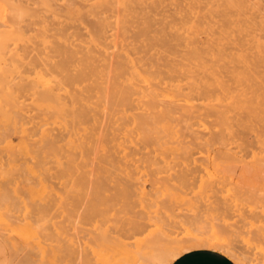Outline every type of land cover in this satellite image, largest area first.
I'll return each instance as SVG.
<instances>
[{"label": "rangeland", "instance_id": "1", "mask_svg": "<svg viewBox=\"0 0 264 264\" xmlns=\"http://www.w3.org/2000/svg\"><path fill=\"white\" fill-rule=\"evenodd\" d=\"M40 1H42L45 5L43 6L42 5L43 3ZM40 1L39 0H2V1L0 0V3L4 7V11H5V12L3 11V14L5 15L4 20L7 22L6 23L7 26H5V25H4L5 27L0 26V35L7 37L6 43L8 42L7 46L5 47V50L3 49L0 53V55H1V57H0V89L2 90V91L0 90V264H78L81 261V259L83 262L81 261L79 264H82V263L93 264V262H94V264L95 263L101 264L100 261L99 262H96V261L98 259V256L102 257V260H103L106 257V251L105 250L103 251V249H105V248H102L103 246L101 247V246H99L100 244L98 245V242L100 243V241H101V239H98L99 237H98L97 232L99 231V229L97 230L93 224H92L93 226L89 225L90 224V222H88L89 220L86 221V224H87V222L89 223L87 225H85V223H84V226H83V223L80 224V225H82V226H80V237H82V238L74 239V240L73 239H70V240L67 239L68 238L67 236H69V238H70L71 237L70 235L73 234V232H72L73 230L71 231L72 233L70 231L69 232L67 231V230L71 229L70 226L68 225V220H70V219L73 220V219L77 218L76 213L78 211V207H79V205L83 204V203L80 204V191L78 190V187L76 186V181L78 178V170L74 169L73 171H71V174H69L65 170V164H63V163H66L65 162V160H66L65 155H66V152H68L67 146L69 147V144H67L68 141H66L67 140L66 136L68 135L67 133L69 132V125H68L69 124V116H67L68 119H67V117L64 116V114H63V117L57 116L56 118H54L55 120L50 118L48 120H51V121H48L47 125H44L43 122H45V121H42L43 119L42 120L40 119L39 112L36 108L33 107L32 103L30 102V97L28 96L29 94H27V92H26L27 95L25 94L26 96L21 97L22 99H25L23 101H17L18 98H15V96H14V95H16L14 93V91L18 92L16 89H17V86L19 85V82L23 81V83H29V84L35 82L33 77L34 78L36 77V75L34 74V73L37 74L36 71L39 70L42 73L46 72L47 73L46 77L47 76L52 77V75H55L57 73L54 70L55 67L52 64H50L49 62L52 63L53 57L55 58L54 59L55 61L53 60V62H56V63L59 61L63 62L64 57H63V55L60 56V55L56 54L57 48L47 47V46H44V45L38 43V40H36L39 38L38 33L42 30H45L46 34H51V32H54V29H58V27L62 26L61 21L63 20V14L66 11V8H64L66 6L65 4L68 5V3L70 2V4H72L75 8L80 9L79 8L80 5L78 3L79 0H65V1L64 0H55L57 3L53 0H51V1H53L52 3L50 0L49 1L48 0H45V1L40 0ZM46 1H48V2H46ZM211 1H212L213 8L210 11V15L212 13L215 15L219 13L218 15H216V17H215V15L213 16V14L211 15L212 16L211 17V24H212V19H213V22H215V20L216 21L219 20L220 24H223L226 27L232 26L233 24H229V23L235 21V19H236V15H235L234 11L227 8L226 6H224V4H222L224 0H219V1L211 0ZM228 1L234 2V0H228ZM22 3H23V5H22ZM250 3L252 4V9H251ZM48 4H50V5H48ZM75 4H76V6H75ZM254 4H255L256 8H253V7H255V6H253ZM256 4H258V6ZM59 5H60V7H59ZM216 5H218V6H216ZM12 6L13 7L17 6V8L19 9V13L21 11V13L19 14V19H18V17L16 19V25H12L13 18H11L12 17L11 16L12 10L10 9V8L13 9ZM21 7H22V9H20ZM47 7H49V8H47ZM248 8L250 11L247 9V13L245 15L246 19L249 18V21L246 23L247 27L248 28L252 27L253 29L256 27L254 29L256 31L255 35L259 37L260 42H259L258 38H255V35L253 34L252 31H254V30H250L251 28L248 29L247 27H245L243 35H245L247 39H244L245 38V36H244L243 41L245 40L246 43H242L241 45H239L238 46L239 49L237 47L234 48L235 52L232 51L233 48H227L229 50H227L225 48L224 49V52H225L224 55L227 56V58H226L227 61H225L226 56H224V55L222 56V58H218L217 60L216 59L209 60L208 59L209 57H207V56L205 57L206 59H208L207 61L209 63H211V66H214V67L219 66L224 71L227 70L226 71L227 73L224 72V75H223L224 79L226 78L225 76H227V79L224 80L225 81L224 83L226 84L227 87H229L228 92H226L228 94L227 98H226L225 93H224L225 95L224 94L220 95V93H218V92H211L210 95H202V94L199 96L194 95V96H192L193 100L191 101L193 103L192 104L193 106L187 105L188 107L184 106L185 107L184 108L183 105H177L174 108V112H169V114H170L169 116L167 115L168 112H166L168 119L166 118V115L162 114V112H151L152 114L150 112H145L147 114H144V112H141V113L133 112L132 113V111L131 112L129 111V112H124V115L122 113L123 117H121L120 115H118V116L114 115V113L118 114V112H107L108 115L106 117H112V119H113V117H116L117 120L120 119V120H118L119 122H122L123 124L125 123L124 125L122 123H120L122 125V127H121V125L118 124L117 120L114 118L115 120H113V122L115 121L116 124L112 125V127L113 126L115 127V128H113V132H112L111 126L107 127L110 120L107 121L108 123H106V122L102 123L101 122L100 123L101 125L97 121L94 124H92L93 121H92V123L90 121H88V122L87 121H80L81 123L82 122L84 123V124L82 123L83 125L80 123L81 126L89 127L91 130H93V127L96 124L100 126V128L98 126H95L96 128H94V131H92L93 134L95 133L94 135L91 134V132H90L91 130L89 128H87V129H89L90 131L89 130H82V127L80 126V129H81L80 130V146H81L80 149H82V150L85 149V152H86V150L88 151L87 153H85L82 150H81L82 152L80 151L81 153H83L82 154L83 156H81V153H80V159L83 157V160L88 161L87 158H84L85 157L84 155H87L88 153L91 154L95 147H96V150L99 151V149H100L99 146H101L100 144L94 145L92 143L94 145V146H92L91 143H90V145L88 143V141L89 142L94 141L93 138L94 139L96 138L95 135H98V136L100 135L98 132H101V133L105 132L106 133L107 130L111 129L110 130L111 132L106 133L107 135H111L112 133L119 134L120 131L121 132L123 131L122 133L126 132V133L133 134L135 136H138L139 132H141L140 134H142V133L148 132V130H143V127H141L142 125L140 122H138V124H136V127H137L140 123V125H141L140 126L141 129L139 128L140 130H137L135 127H133V128H135V130H137V131H135V130L132 131V129L129 130V128H132V127L128 128V126H135V124L133 125L131 122L133 120V117L134 118L137 117V119L139 121H142L145 118L148 121H150V119H149L150 115H151L152 119L154 117V119L151 120V122H153L156 126H159V127H157L159 129H160V125H161L159 123L160 121H163V123L167 122V124H169L170 120H171L172 123L169 125V128L171 126L170 129H172L173 131L177 127V125L174 124V121H178V120L180 121V119H178V118H177L178 120L175 119L176 116L181 118V121H180L181 123H179V121L177 122L178 127L176 129V131L178 132L179 135L177 134V132H175V136H174V137H176V134H177L178 135L177 138L179 139L178 141L175 139L176 143L178 144V146H176V145L175 146L180 147L181 144L185 145L188 143L187 141H189L190 145H188V146L186 145L187 147H190V149L189 148L188 149L191 152H189V150H188V153H187L189 155H187L186 157L180 156V155L184 154L185 153L184 152V153H180V155L178 154V157H177V154H175V153H177V151L181 147L178 149L175 148L174 149L175 151H173L172 147L168 148V146H169L168 144H171V146H172L171 142L174 141V139L172 140V135L170 138L171 140L168 139V137H170V136H168V137L165 136L166 134H168V133H165L167 131L166 129L168 127L165 128L166 126L164 127V124H163V125H161L160 130H164L163 131L164 137H166V141L169 142V143H167V146L164 145L165 143H163L161 146V147H163V145H164V147L166 146L165 148L163 147L164 151H166L165 154H162V153H161L162 155L159 154V151H160L159 149L163 150V148H159L158 145H153L151 151L148 150L150 147L148 149H146V152L147 151L152 152V150H154L153 147L156 146V150H157L156 152L159 154L158 156H157V154H155L156 157H154L155 156L154 153H156V152L153 151V154L146 153L145 149L138 146L140 148V149L138 148L140 151L139 154H141L143 156V158L141 155L136 156V154H133L135 157H132L133 155L131 157H128V158H132V160L129 162L133 161L131 164H129V162H126V160L124 162L123 158H121L122 159L121 160L119 157H118L119 159H117L116 156H112L113 154H111V153L116 154V151H119V150H117L118 148L116 146H115V148H116L115 149L113 147L114 145L110 146L109 145L110 143H107V144L104 143L105 145L103 144L102 146L105 147L108 145L109 147H111L112 152L109 151L108 154H110V155H108L106 151H108L109 148H107V147L104 148L105 150L103 149V150L99 151L100 153L102 151L103 152L105 151L104 153H105V155L106 154L107 155L103 156L101 158L99 167L93 166L97 170L95 173L94 172L91 173V177L93 178V175L95 176L96 173H98L95 177L98 179V181L95 178H94V180H91L92 178L89 177L90 176L89 175V173H90L89 169H92L91 168L92 166H90L89 164H87V165L83 164L82 166L80 165V168L82 167V169H83V166H84V169H85V167H87L85 170L87 171V169H88L89 173H87L86 171L85 172H86V176L89 177V180L87 179V177L85 175L82 178V174H84V169H83V171H82V169H80V172H81L80 173V177H81L80 183L82 182L83 188H85V190L84 189L83 190L85 191L84 193L86 195V193H87L86 191L88 190L86 187L88 186V188H89V185H91L92 181H94V184L98 189L97 194H96V198H95V200H96L95 202L98 203V209L100 208L99 204H101V206H102L104 203V206L101 207L102 211H101V208L99 210L100 212L103 213V210L105 209L104 213L108 214L112 210L107 215V217H109L110 220L112 219L110 222H112L113 224L122 225V222H123L122 226H126L128 222H125V220H129L132 222V223L129 222L128 223L129 225L135 224L138 222H144V221H146L148 223V221H149V223H148L149 226H148V228L146 227L147 231L150 230L148 232L149 236L152 235V233H150V232H151V229L154 227L152 229L154 231V233H156L155 237L152 235L154 238H156L157 236L162 237L161 233L165 232V230H166V234H167V232H168L167 229H168V230H170L169 236L175 237L176 239H179V240H185V239H183L185 237H188L186 239L193 240L192 238H194V239L195 238H202V237H205L207 235H210V234L216 232L220 236L229 238L230 241L234 245H236V248L239 250V252H241L242 254H247V257L249 259L251 258V261L253 263L256 262V264H258V263L263 264L264 263V255H262V254L260 255V253H258V254H256L257 255L256 258L252 259V257L254 256V254H253L254 250H253V248H251L252 246H250V248L248 249L249 251H247L245 248L247 246H249L250 244H253L254 238L257 237L261 232H264V156H263L264 155V149L262 150V153H261V148L258 145L257 140L255 139L256 134H260L261 132H262L261 133L262 135L264 134V114H263L264 113V87H263L264 83H261V81L264 82V77H263L264 76V71H263L264 70V65H263L264 64V59H263L264 58L263 57L264 56V51H263L264 45H262V44H264V32H263L264 31V28H263L264 24L260 23V22H258V20H256V19H259V17H262L264 14V12H263L264 11V0H254V1L250 0ZM255 9H256V11H255ZM262 9H263V11H262ZM47 10L49 11V13ZM22 11H23V14H22ZM24 11H26V12L24 13ZM45 11L47 12L46 14H45ZM248 11L250 14L248 13ZM27 12H29V13H27ZM252 12H253V14H252ZM254 12H256V13H254ZM258 12H259L260 16L258 15ZM230 13H232V14H230ZM254 14H255V16H254L255 21L253 19H251V18H254L253 17ZM250 15L252 17H249ZM39 17H40V19H39ZM59 17L61 20L59 19ZM249 22L251 24L252 23L253 24L259 23V24H257L254 27L253 24L250 26ZM217 23H218V21H217ZM217 23L215 22L214 24H212V26H215V28H219ZM43 26L45 29H43ZM217 30H219V29H217ZM250 31H251V34L254 35L253 37L250 35ZM201 34L202 33H199V35H201ZM216 34H210L209 36L207 34L205 36H203V34H202L201 35L202 37L201 36H199V37L203 38L202 39L203 42L205 41V42L210 43L212 40H214V36L218 35V34L217 35ZM211 35H213V36H211ZM218 36H217V38H219ZM196 37H198V35H196ZM199 37L196 38L197 41L199 40ZM251 37L253 39L252 41L249 40ZM14 38H16V42L13 41ZM217 38H215V40ZM47 39L49 40V38H47ZM205 39H207V40H205ZM255 39H257L259 43ZM200 40L198 42L197 41H195V42L201 43ZM27 41H29V42H27ZM32 42H34V43H32ZM248 42H250V43H248ZM36 43H37V46H36ZM211 43H210V45H211L210 47H212V45H213V47H214V45H216L215 42H213V44H211ZM247 43L251 44V45H249L250 46L249 49H246V48H248ZM257 43L260 44V46H262V47L257 45ZM199 44H198V46H199ZM242 45H244V46H242ZM224 46L227 47V45H224ZM241 46L243 48L246 46V48H245L246 50L242 49ZM254 46L256 47V49L254 48ZM48 48H50V49H48ZM214 48H211V49H214ZM58 49L63 50L62 48H58ZM239 50H243V51H239ZM248 50H250V51L252 50L251 52L249 51V53H252V52L253 53L249 54L247 52V54H246V51H248ZM260 50H262L263 52ZM227 51L228 52L231 51V53H233V52L236 53L235 55L237 57L235 55H232L231 53L227 54L228 53ZM17 53H18V55H17ZM42 53L44 54L45 58L43 57ZM258 53H260L262 55H260ZM41 55H42V57H41ZM246 55H251V56H246ZM208 56H210V55H208ZM229 56L232 59H230ZM252 56H254V58L256 56L255 59L257 61H254L255 59H253ZM259 56H261L262 59ZM50 57H51V59H50ZM238 57H240V58L235 60V62L237 61L236 63H238V64H236L233 59H236ZM244 57H246V58H244ZM250 57H251L252 61H251ZM19 58H21V59H19ZM241 58H243V59H241ZM247 58L249 59V61H248L249 63L247 62ZM240 59H241V61H238ZM244 59H245V61H244ZM44 60H45V62H44ZM219 60H220V62H219ZM221 60H222V62H221ZM228 60H229V62H228ZM41 61L44 63H42ZM212 62H214V63H212ZM230 62L231 63L233 62V64H231V66L229 65ZM241 62H243V63L246 62V64H242ZM247 63L251 66H249ZM240 64H242L244 66L247 65V66L244 67ZM231 67H234L233 70H231L232 69ZM247 67H250L251 70ZM36 68H39V69L36 70ZM244 68H246V69H244ZM254 68H256V69H254ZM236 69H239V70L236 71ZM228 70H229V72H228ZM231 71H233V73ZM239 71L240 72L242 71V72L240 73ZM234 73L238 74L236 76L237 79L240 77L239 79H241L243 83L241 82V80L237 81L238 84H237V82H235L237 79H236V77H233ZM254 73H255V75H254ZM5 74H7V75H5ZM26 75H28L29 78L31 77L30 78L31 80L28 79V76L26 78ZM230 75H232V76H230ZM256 75H257V77H256ZM261 75H263V76H261ZM15 76H16V78H14ZM245 76L246 77L248 76V77L246 78ZM23 77H25V79ZM233 78H235V79H233ZM255 78L256 79L258 78V79L256 80ZM231 79H233L234 82ZM247 79L251 82V84L249 83V81ZM251 79H253V80L251 81ZM229 80L232 82H230ZM254 80L259 85L256 84V86H255ZM229 82H230L231 87L228 86ZM240 82L244 85V87ZM247 82H248V84H247ZM6 84H8V85L6 86ZM239 85H240V88H242V89L237 88V87H239ZM248 85H249L250 90L254 88L253 89V91H254L256 89V93L258 92L259 95H258V93L256 94V93L252 92V90L250 93H248L250 91V90H248V87H247ZM2 86H3V88H2ZM11 86H13V87H11ZM252 86H253V88H252ZM68 87L69 86H66V88H68ZM38 88H41V87H38ZM234 88H236V89H234ZM245 88H247V89H245ZM61 89H63V88H61ZM61 89H58V91H60L59 92V95H60L59 97H61L60 100H63L65 98L63 101L68 102L69 97H68L67 90H66V94H65V93H63V92H65V90L63 89L64 91L63 90L61 91ZM232 89H233V91H232L233 95H231ZM239 89L242 91V95L240 94L241 92L239 91ZM8 90H9V92L10 91L11 92L9 93ZM246 90H248V91H246ZM260 90H261V92H260ZM13 93H14V95H12ZM215 93H217V96H221L222 98L216 97ZM236 93H238V96H239L238 98H237ZM243 93L244 94L246 93V95L244 96ZM251 93H252V95L255 94V96H252ZM3 94H5V95H3ZM222 95H224L225 97H223ZM207 96L210 97V100ZM212 96L213 97L215 96L214 99ZM235 96L238 99V102H237V100H236V102H234L235 101L234 99H236ZM16 97H17V95H16ZM249 97L252 98L250 102L248 101V100H250ZM253 97L255 100L253 99ZM11 98H14L15 103H13L14 101ZM21 98H19V100ZM202 98H204V99H202ZM211 98H212V101H211ZM216 98H218V99L220 98V100H222V99L223 100L220 102V100L217 101ZM224 98H226V100ZM229 98H230V100H228ZM232 98H233V100H232ZM242 98H245L247 100H244ZM194 99H196V100H194ZM240 99H242V101L244 100L243 104H242V101ZM197 101L198 102L200 101L201 103L200 102L198 103ZM230 101H232L234 103H232ZM246 101L249 102L250 105L247 104ZM21 102H22V104H21ZM202 103L205 107L202 106ZM227 103L228 104L230 103V104L228 105ZM235 103H238L237 105L239 107L240 106L242 108L244 107L243 109H239L242 112L239 110H236V107H235L236 104ZM257 103H259V104H257ZM26 105H28V106H26ZM215 105H216V107H215ZM261 105H263V106H261ZM4 106H6V107H4ZM74 106H75V104H74ZM213 106L216 108V110ZM28 107H30V110L28 109ZM189 107H191V108L193 107V109H191ZM234 107H235V109H234ZM1 108H3V109L5 108L4 110H6V111H4L3 109H2L3 110L2 111ZM7 108H9V109H7ZM16 108H17V111H19L21 109L20 113L17 112L16 110L14 111V109H16ZM26 108L29 111L28 110L25 111ZM181 108H182V111H181ZM188 108L190 109L189 110L190 112L187 110ZM220 108L224 109L225 111L220 109ZM23 109H25V110L22 111ZM237 109H238V107H237ZM229 110L231 111V113ZM257 110H258V112H257ZM23 112H25V114ZM187 112L190 113L189 116H187ZM255 112H257V113H255ZM259 112H260V114H258ZM27 113H29V114L27 115ZM125 113H129L130 115H134V116L131 117L130 115H125ZM159 113H161V115L165 116V117L161 118L159 116ZM80 114H82V113H80ZM110 114H111V116H110ZM119 114H121V113H119ZM235 114H236V117H235ZM13 115H15V116H13ZM31 115H32V117H31ZM103 115L105 116V113H103ZM139 115H140V117H139ZM145 115H148L149 117L147 118V116H145ZM157 115H158V117H157ZM182 115H183V117H182ZM7 116H9V117H7ZM128 116H130L131 118H129ZM141 116H144V118ZM173 116H175V118ZM196 116H197V118H196ZM193 117H194V119H193ZM244 117H245V119H244ZM31 118L34 120L36 118V120H35L36 122L34 120H33V122H31V120H30ZM126 118H127V120H125ZM158 118H159V120H158ZM63 119H65L66 121ZM128 119L131 120L130 125L128 123L129 122ZM163 119L166 121H164ZM256 119H257V121H255ZM15 120L17 121L18 124L16 123ZM59 120L63 121L62 124L60 123V125H62V126L58 125L59 124L58 122H60ZM154 120H156V122ZM186 120H187V122L190 121L189 127L185 126L188 123H186L184 125ZM28 121H30L32 124ZM64 121L66 122L65 124H67L68 126H64L65 125ZM100 121H102V120H100ZM104 121H106L105 118H104ZM134 121H136V120H134ZM148 121L147 122L144 121V123H148ZM49 122H51V123L49 124ZM52 122H53V124H52ZM113 122H110L109 125ZM151 122H150V124L149 123L146 124V125H148L146 127H148L149 131H153V132H148L152 135L156 131L153 128L155 126L153 124H152L153 125L152 130H150ZM33 123H35L36 125H34ZM37 124L39 125V127ZM45 124H46V122H45ZM48 124L50 125V127ZM179 124H181V125L183 124L182 125L183 127L180 125L181 129L179 128ZM20 125H24L27 128L22 127L23 128L22 129ZM52 125H53V127H52ZM54 125H55V127H54ZM175 125H176V127H175ZM237 125H238V127H237ZM248 125H250V126L248 127ZM17 126H18V128H17ZM119 126L121 127V129L117 128ZM123 126H125V128ZM172 126H174V128ZM193 126H195L194 129H193ZM56 127H58V129ZM59 127H61V129H59ZM65 127L66 128L68 127V129L66 130ZM85 127H83V128H85ZM102 127H103V129H102V131H100ZM20 128L22 130H20ZM41 128H43V129H41ZM45 128H47L48 131ZM116 128H117V130L119 129L118 133H116L117 132ZM122 128H124V129H122ZM169 128H168V130H169ZM178 128L180 129V131ZM26 129L28 130V132ZM95 129H98V130H95ZM105 129H106V131H105ZM40 130L42 133L40 132ZM64 130H66V131H64ZM229 130L232 131L233 136L229 140H227ZM29 131H31V132H29ZM96 131H98V132H96ZM142 131H144V132H142ZM173 131H171V132H173ZM183 131H185V132H183ZM237 131H238V133H237ZM14 132H15V134H14ZM43 132H44V134H45V132H47L45 134L46 137L43 134ZM50 132H51V136L49 135ZM86 132L87 133L90 132L89 134H91L92 140L90 138V135L86 134ZM18 133H19V135L25 134L24 136L20 135L21 137L24 138V139L22 138L24 140V142L22 144L20 141L21 139H18V138H21L18 135ZM26 133H28L30 135V138H29V135ZM30 133H32V134H30ZM134 133H136V134H134ZM156 133H158V130ZM38 135L40 136L39 140L42 139L43 137H45L44 140L43 141L41 140V142H40L37 139ZM156 135H162V133L159 131V134H156ZM72 136L76 137L77 134L73 133ZM88 136H89V138H88ZM182 136H184V137H182ZM31 137H33L34 139ZM51 137H53V139ZM57 138H60V139H57ZM65 138H66V140H65ZM76 138L78 140V136ZM76 138H72V139H74V142H75ZM81 138H83L84 139L83 141H85L86 143H84V142L82 143ZM203 138L204 139L206 138V139L203 140ZM51 139H52V141H51ZM77 140L75 143L78 142ZM200 140H202V141H200ZM232 140H233V142H231ZM166 141H164V142H166ZM228 141H230V142H228ZM58 142L61 145H59ZM62 142H64V143L62 144ZM234 142H236L237 144ZM19 143L24 148H22V146ZM57 143L60 147H58ZM221 143L223 145H226V146L221 145ZM232 143H234L235 146ZM26 144H27V148H26ZM66 144H67V146L65 147L64 145H66ZM81 144H83L84 146ZM85 144L90 149L85 148L86 147ZM191 144H192V146H191ZM206 144H207V146H206ZM216 144L218 146H215ZM96 145H98V146H96ZM228 145H229V147H228ZM250 145H251V147H250ZM16 146L19 148H22V150L18 149ZM82 146H83V148H82ZM90 146L92 147V150H91ZM12 147H13V149L11 150ZM205 147H207V148H205ZM238 147H240V148H238ZM73 148L74 147H72L71 149L73 150ZM182 148L184 149L186 147L182 146ZM228 148H229V150L234 149L232 151H234L236 153H234L233 155L230 156L229 154L226 153ZM192 149L193 150L195 149V151H193ZM206 149H209L210 151L206 150ZM236 149H239V150H236ZM258 149L260 150V152ZM23 150H24V152H22ZM30 150H32V151H30ZM96 150H94V151H96ZM169 150L170 151L172 150V151L170 152ZM89 151H91V152H89ZM139 151L137 150V152H139ZM167 151H169V152L167 153ZM185 151H187V149ZM240 151L241 152L244 151L242 153V155H240V153H241ZM172 153L174 154L173 155L174 157L172 156ZM56 154H58V155H56ZM117 154L119 155V152H117ZM253 154L255 155L254 158H253V156H254ZM55 155L58 156L60 160H58L57 159L58 157L56 158ZM144 155H145V157H144ZM185 155L186 154H184L183 156H185ZM258 155L263 156V157H259ZM249 156H251V157H249ZM104 157L105 158L107 157L108 159L107 158L105 159ZM136 157L139 159H137ZM109 158H112V159H109ZM128 158H125V159H127V161H128L129 160ZM182 158H183V160H182ZM55 159L57 161H55ZM107 160H109V161H107ZM82 161L80 162V164L83 163ZM132 164H133V166H132ZM109 165H111V166H109ZM61 167H63V168H61ZM110 167H111V169H110ZM104 176H106V177H104ZM64 177H66V178H64ZM73 179H74V181H73ZM100 182L103 185V187L100 184ZM59 183H61V184H59ZM70 183H71V185H70ZM72 185H74L75 187L74 186L72 187ZM68 187H70L71 190ZM54 190H55V192H54ZM60 195H62L64 198L61 197ZM85 195H84V198L83 197L81 198V202H82V199H84L85 204L90 206L91 203L94 202L93 201L94 197L91 194L90 195L88 194L89 196L86 195V197H85ZM99 196H102V199H101V197L99 198ZM88 197L90 199H88ZM104 197H105V199H104ZM91 198L93 200H91ZM98 200H99V202H98ZM106 202L107 203L109 202V203L107 204ZM89 203H90V205H89ZM85 204H83L82 207L83 206L85 207ZM109 205H110V208L112 207L111 210L109 208H105V207H108ZM88 206H86V207H88ZM149 217L151 218V221H150ZM134 220H136V222ZM118 222H120V224ZM67 225H68V227H67ZM94 230H96V231L93 234ZM66 231H67V233H71V234L66 235ZM81 231H83V232H81ZM147 231H145V232H147ZM89 233L92 235L91 239H90ZM83 234H85V235H83ZM95 235H96V237H95ZM144 235H145V233H144ZM83 237L86 239H84ZM88 237H89V239H87ZM82 239L84 242L82 241ZM249 239H250V244L247 245L246 241ZM75 240L78 241L77 243L79 245H76L77 243ZM79 240H80V242H79ZM98 240H100V241H98ZM68 241L70 244L68 243ZM186 241H188V240H186ZM82 242H83V245H82ZM87 242H88V244H90V247L88 246ZM90 242H92V243H90ZM72 243H73V245L75 244V246H80L79 249L81 252L77 251L78 254H75L77 252L74 251V247L71 245ZM67 244H69V246ZM83 246H84V248H83ZM86 246L90 250L93 248L92 249L93 251L92 250L91 251L94 253V255L92 252H90V250H88V248ZM69 247H71L70 250L68 249ZM72 248H73V250H72ZM77 248L78 247H76V249ZM99 248H100V251H99ZM84 249L86 251V252L85 251L84 252L86 254L88 253L87 255H89L88 257H90V258L85 257L83 259L84 255L82 254V252ZM69 251H71V252H69ZM91 253H92V255H91ZM104 253H105V257H104V255H102ZM77 255H79V256L81 255L80 256L81 259L78 258L79 256L77 257ZM79 259H80V261H79ZM104 260H106V259H104ZM251 261L249 260V264L250 263L253 264ZM102 262H104V264H105L106 261H102Z\"/></svg>", "mask_w": 264, "mask_h": 264}, {"label": "bare ground", "instance_id": "2", "mask_svg": "<svg viewBox=\"0 0 264 264\" xmlns=\"http://www.w3.org/2000/svg\"><path fill=\"white\" fill-rule=\"evenodd\" d=\"M43 1H45V0H43ZM48 1H46V2H48ZM53 1H55V0H53ZM53 1H51V3ZM215 1H219V0H215ZM249 1L250 0H234V2H231V1H228V0H224L222 4H224V6H226L227 8H229V9H231V10L234 11V13L236 15V19H235V21L229 23V24H233L230 27L229 26L226 27L225 25L220 24V21L219 20H217L218 21V23H217V21L215 20V22L219 26V28H215V26H212V24L215 23V22H213V19H212V24H211V17H212L211 15L213 14L211 12L212 14L210 15V11L213 8L212 1L211 0H79L78 3L80 5V7H79L80 9L75 8L72 4H70V2L68 3V5L65 4L66 6L64 8H66V11L64 10L65 13L63 14V20L61 21L62 26L58 27V29H54V32H51L50 31L51 34H46L45 30H42V31H40L38 33L39 34V38L37 37L38 39H36V40H38V43H40V44H42L44 46H47V47L57 48V53L56 54L57 55H60V56L63 55L64 60H63V62H60L59 61V62L56 63V62H53V60L55 59L53 57L52 63L51 62H49V63L52 64L55 67L54 70L57 72L55 75H52V77L51 76L50 77H48V76L46 77V75H47L46 72L45 73H42L41 71L38 70L40 73L38 71H36L37 74L34 73L36 75L35 78L33 77V79H34L35 82L29 84V83H23V81L22 82H19L20 81L19 80L18 81L19 82V85L17 86V89H16L18 92H15L14 91V93L17 95V97H16V95H14V93L12 95H14L15 98H18L17 101H23L25 99H22L21 97L22 96L24 97L27 94H29L28 96L30 97V102L32 103L33 107L38 110L40 119L41 120L43 119L42 121H45L46 122V124H45V122H43L44 125H47V122L48 121H51V120H48L50 118L54 119L57 116H60V117L62 116L63 117V114H64L65 117L69 116V124H68L69 125V132L67 133L68 135L66 136L67 137V140L65 138V140L68 141L67 144H69V147L67 146V144L64 145L65 147L67 146V151L68 152H66V155H65L66 156V160H65L66 163H63V164H65V170L69 174H71V171H73L74 169L78 170V178H77V181H76V186L78 187V190L80 191V204L81 203L85 204L84 199H82V202H81V198L82 197L84 198V195H85V193H84L85 192L84 191L85 188H83L82 182L80 183V179H81V177H80V173H81L80 172V169H82V167L80 168V165L82 166L83 164H85V165L89 164L90 166H92L91 167L92 169H89L90 173H89L88 169H87V171L85 170L87 167H85V169H84V166H83L84 174H82V178H83L84 175L86 176V172L89 173V175H90L89 177H91V173H93V172L95 173L96 170H97L93 166H98L99 167L100 166L101 158L103 156H106L109 151L112 152L111 147H109L108 145L105 146V147L102 146L104 143H106V144L107 143H110L109 145L110 146H113L114 145L113 146L114 148L116 146L118 148L117 150H119V151H116L115 150L116 151V154L115 153H111V154H113L112 156H116L117 159L123 158L124 159V162H125V160H126V162L131 161L132 158H128V157H131L133 154H136V156L141 155V154H139L140 153V151H139L140 148L138 146H140L141 148L145 149V152H146V149H148L149 147L150 148L148 150L151 151L153 145H158L159 148H163L164 145L167 146V143H169V142L166 141V137L170 136V137H168V139H170L171 138V135H172V140L174 139V141H172V142L170 141L172 143V146H171V144H168L169 145L168 148L169 147H172L173 148V151H175L174 150L175 148L178 149V148L181 147L177 151V153H175V154H177V157H178V154L180 155V153H184V152H185L184 154H186V155L183 156L184 154H182L180 156L186 157L187 155H189L187 153H188V150L190 149V147H187L188 145H190L189 144V141H187L188 143L185 144V145L184 144H181L180 147H176V146H178V144L176 143L175 139L177 141L179 140L177 138V136L179 134L176 131V129L178 127L177 122L179 121L178 119H180V121H181V118H179L177 116L175 118V116H173L175 119L178 118L177 119L178 121H174V124L177 125V127L175 125L176 129L174 131L172 129H170L171 126L169 128V125L172 123L171 120H170V123L168 122L169 124H167V122L163 123V121H160L159 122L161 125L164 124V127L166 126L165 128L168 127L169 130H170L169 131L168 128L166 129L167 131L165 130L166 131L165 133H168V134H166L165 135L166 137H164V133H163L164 130H160L161 129V125L159 124L160 125V129L157 128L159 126H156L153 122H151V120H153L154 117L152 119L151 118V115L149 114L150 115V118H149L150 121H148L146 118L144 120H142V121H139L137 119V117H135L136 119L133 117V120L132 121L130 119H128L129 125L131 124V122H132L133 125L135 124V126H128V128L129 127H132V128H129V130L132 129V131H134L135 128L137 130H140L141 129L140 126L142 125L141 127H143V130H148V132H153V131H149L148 127H146V126H148L146 124H148V123L150 124V122H151V126H150L151 128H150V130H152L153 125H155L153 127L154 130L156 132L158 130V133H156V132L155 133L156 134H159V131H160L162 133V135H156L155 133H154L155 135L154 134L151 135L150 133H148L146 131H145L146 133H142V134H140L141 132H139V135L138 136H135L133 134L126 133V132L122 133L123 131L122 132L120 131L121 133L119 132V134L112 133L111 135H107L106 134L107 132H111L110 131L111 129H109V128H108L109 130H107L106 133L104 132L105 134L96 131L100 135L99 136L98 135H95L96 138L95 139L93 138L94 141H92V142H89L88 141L89 145H90V143L91 144L93 143L94 145L95 144H100L101 146H99L100 147L99 151L103 150L106 147L109 148V150L106 151L107 154L105 155V153H104L105 151L104 152L102 151L100 153L98 150H96V147H95L94 150H96V151L93 150L91 154L88 153L87 155H84L85 156L84 158H87L88 161L87 160H83V157L81 158L83 160L82 161L80 159V153L82 151L85 152V149L84 150L80 149V147H81L80 146V130H81L80 129V126H81L80 123L81 122L80 121H87V122L90 121L91 123L93 121L92 124L96 123V121L99 124L101 122L102 123H105V122L108 123L107 121H109V120H110L109 123L110 122H113V120H115L116 117H113V119H112V117H106L108 115L107 112H118V114L114 113V115L115 116L120 115L121 117H123L124 112H129V111L130 112L132 111V113L133 112H135V113H137V112H139V113L144 112V114H147L145 112H150V113L151 112H162V114H164V115H166L167 114L166 112H168L167 115L169 116L170 115L169 112H174V108L177 105H183V107L184 106H187V105L188 106L189 105L191 106L193 104L191 102L193 100L192 96H194V95H197V96H199L201 94L202 95H210L211 92H218V93H220V95L225 93L226 94V98H227V95L228 94L226 92H228L229 87H227L226 84L224 83L225 82L224 80L227 79V76H225L226 77L225 79L223 77L224 72H226L227 70L225 69L226 71H224L219 66L218 67L211 66V63H209L207 60L208 59L209 60H212V59L213 60L214 59L217 60L218 58H222V56L225 53L224 52V49L225 48L226 49L227 48H233L232 51H234V48H236V47L238 48V46L241 45L242 43H246L245 40L243 41V37L245 36V35H243L244 34L243 32L245 30V27H247V24L246 23L249 21V18L246 19V16H245L246 13H247V9L249 10V8H248ZM40 2H42V1H40ZM22 5H23V3H22ZM42 5L44 6L45 4L43 3ZM48 5H50V4H48ZM256 5L258 6V4H256ZM75 6H76V4H75ZM216 6H218V5H216ZM253 6H255V4ZM59 7H60V5H59ZM47 8H49V7H47ZM253 8H256V6L253 7ZM10 9L12 10V15H11L12 16L11 18H13L12 25H16V19H17V17L19 19V14L21 13V11L19 13V9L17 8V6H14L13 9L12 8H10ZM20 9H22V7ZM251 9H252V4H251ZM3 11H4V7L0 3V26L1 27L7 26L6 25L7 22L4 20L5 15L3 14ZM249 11H248V13H249ZM255 11H256V9H255ZM262 11H263V9H262ZM25 12L26 11H24V13ZM27 13H29V12H27ZM46 13L47 12L45 11V14ZM48 13H49V11H48ZM254 13H256V12H254ZM22 14H23V11H22ZM218 14H216V15H218ZM230 14H232V13H230ZM252 14H253V12H252ZM214 15L215 14H213V16ZM216 15H215V17H216ZM258 15L260 16L259 12H258ZM254 16H255V14L253 15V17ZM249 17H252V16L250 15ZM39 19H40V17H39ZM59 19H60V17H59ZM251 19L254 20L255 17L254 18H251ZM256 20H258V22L264 24V14H263L262 17H259V19H256ZM252 24L250 23V26ZM257 24H259V23L253 24L254 27ZM43 29H45L44 26H43ZM217 29H219V30H217ZM248 29L254 30L252 27H249ZM254 31H252V32L255 35L256 31L255 32ZM199 33H202L203 36H205L206 34L209 36L210 34H216L217 33L219 36L217 34L216 35L219 38H217V36H214V40L211 41L212 43L210 42L211 44H213V42H215V44H216V45H214L215 48L213 47V45H212V47H210L211 45H210L209 42H205V41L203 42L202 41L203 38H200L199 37L202 34L199 35ZM196 35H198L199 40L201 39L200 40L201 43L199 42L200 44L195 42V41H197L196 38H198V37H196ZM250 35L252 37L254 36V35L251 34V31H250ZM211 36H213V35H211ZM252 37L249 40L252 41L253 40ZM6 38L7 37H5L3 35H0V53H1V51L3 49L5 50V47L8 44V42L6 43ZM47 38H49V40ZM215 38H217V39L215 40ZM255 38H258V40H259V37L256 36V35H255ZM207 39H205V40H207ZM244 39H247L246 36H245ZM255 40L258 42L257 39H255ZM13 41L16 42V38H14ZM27 42H29V41H27ZM259 42H260V40H259ZM32 43H34V42H32ZM248 43H250V42H248ZM258 43H257V45L260 46V44H258ZM198 44H199V46H198ZM224 45H227V47L224 46ZM249 45H251V44H248V48H246L247 45L244 48L242 47L244 45H242L241 47H242V49H245V48L246 49H249V47H250ZM262 45H264V44H262ZM36 46H37V43H36ZM260 47H262V46H260ZM58 48H62L63 50L58 49ZM211 48H214V49H211ZM254 48L256 49L255 46H254ZM48 49H50V48H48ZM227 50H229V49H227ZM239 51H243V50H239ZM249 51L250 50L246 51V54H247V52L249 53ZM260 51H262V50H260ZM234 52L231 53V51H230L227 54L231 53L232 55H235L236 53H234ZM252 53H249V54H252ZM258 54H260V53H258ZM17 55H18V53H17ZM208 55H210L211 57L208 56ZM260 55H262V54H260ZM206 56L209 57V58L206 59L205 58ZM224 56H226V55H224ZM230 56H229V58H230ZM246 56H251V55H246ZM256 56H255V58H256ZM0 57H1V55H0ZM41 57H42V55H41ZM43 57H44V54H43ZM259 57L261 58V56H259ZM226 58H227V56L225 57V61H227ZM239 58L240 57H238L236 59H233L234 62H235V60H237ZM244 58H246V57H244ZM252 58L255 59L254 56H252ZM19 59H21V58H19ZM50 59H51V57H50ZM230 59H232V58H230ZM241 59H243V58H241ZM241 59L238 60V61H241ZM250 59H251V57H250ZM229 60H228V62H229ZM244 61H245V59H244ZM248 61H249V59L247 58V62ZM251 61H252V59H251ZM254 61H257V60L255 59ZM44 62H45V60H44ZM44 62H42V63H44ZM219 62H220V60H219ZM221 62H222V60H221ZM212 63H214V62H212ZM241 63L242 64H246V62L245 63L241 62ZM231 64H233V62L232 63L230 62L229 65L231 66ZM236 64H238V63H236ZM242 64H240V65H242ZM242 66H244V65H242ZM245 66H247V65H245ZM249 66H251V65H249ZM231 68H232L231 70H233L234 67H231ZM247 68L250 69V67H247ZM37 69H39V68H36V70ZM244 69H246V68H244ZM254 69H256V68H254ZM238 70L239 69H236V71H238ZM228 72H229V70H228ZM231 72L233 73V71H231ZM5 75H7V74H5ZM237 75L238 74L234 73L233 77H236ZM254 75H255V73H254ZM27 76L28 75H26V78H27ZM230 76H232V75H230ZM261 76H263V75H261ZM256 77H257V75H256ZM14 78H16V76ZM23 78L25 79V77H23ZM30 78L28 76V79H30ZM239 78L237 79V77H236L237 80L235 82L240 81L241 79H239ZM233 79H235V78H233ZM233 79H231V80L234 82ZM253 79H251V81ZM232 81H230V82H232ZM230 82H229V85L228 86H230ZM241 82H242V80H241ZM254 82H255V80H254ZM249 83L251 84L250 81H249ZM261 83H264V82L261 81ZM237 84H238V82H237ZM247 84H248V82H247ZM256 84H258V83L255 82V86H256ZM7 85L8 84H6V86ZM66 86H69V87L66 88ZM253 86H252V88H253ZM11 87H13V86H11ZM38 87H41V88H38ZM243 87H244V85H243ZM247 87H248V90H250L249 85ZM2 88H3V86H2ZM61 88H63L65 90V92H63L65 94H66V90H67L68 97H69V100L67 99L68 102L67 101H63L65 99L64 97H63L64 98L63 100H60L61 99V97H59L60 96L59 95V92L60 91H58V89H61ZM237 88H240V85ZM63 89H61V91ZM234 89H236V88H234ZM240 89H242V88H240ZM240 89H239V91L241 92L240 94L242 95V91ZM245 89H247V88H245ZM253 89H251L252 92L256 93V89L254 91H253ZM248 90H246V91H248ZM251 90L248 93H250ZM261 90H260V92H261ZM232 91H233V89L231 90V95H233L232 94ZM8 92H9V90H8ZM26 92H27V94H26ZM215 94H216V97H221V96H217V93H215ZM236 94H237V98H238L239 97L238 96V93H236ZM3 95H5V94H3ZM224 95H222V96L225 97ZM243 95L245 96L246 93L245 94L243 93ZM251 95H252V93H251ZM258 95H259V93H258ZM252 96H255V94L252 95ZM214 97H213V99H214ZM19 98H21V99L19 100ZM208 98L210 100V97H208ZM226 98H224V99L226 100ZM235 98H236V96H235ZM237 98L234 99L235 100L234 102H236V100L238 102V99ZM11 99L14 101V98H11ZM196 99H194V100H196ZM202 99H204V98H202ZM242 99L247 100L248 98L247 99L242 98ZM242 99H240V100L242 101ZM251 99L252 98H250V100H248V101L250 102ZM253 99H254V97H253ZM216 100L218 101V100H220V98L219 99L216 98ZM222 100H220V102ZM228 100H230V98ZM232 100H233V98H232ZM244 100L242 101V104H243ZM211 101H212V98H211ZM230 102H232V101H230ZM234 102H232V103H234ZM249 102H247V104H249ZM13 103H15V101ZM21 104H22V102H21ZM74 104H75L76 107L74 106ZM235 104H236V106H235L236 107V110H239V109H243L244 108V107L242 108L241 106L239 107L237 105L238 103H235ZM257 104H259V103H257ZM216 105H215V107H216ZM26 106H28V105H26ZM202 106H204L203 103H202ZM261 106H263V105H261ZM4 107H6V106H4ZM30 107H28L29 110H30ZM235 107H234V109H235ZM237 107H238V109H237ZM189 108H191V107H189ZM189 108L187 109L188 111L190 110ZM2 109L3 108H1V110ZM7 109H9V108H7ZM28 109L26 108V110L23 109L22 111H24V110L27 111ZM191 109H193V107ZM220 109H222V108H220ZM15 110L17 111V108L14 109V111ZM215 110H216V108H215ZM222 110H224V109H222ZM4 111H6V110H4ZM20 111H21V109L19 111H17V112L20 113ZM181 111H182V108H181ZM239 111H241V110H239ZM189 112H187V116L190 115ZM257 112H258V110H257ZM257 112H255V113H257ZM23 113L25 114V112H23ZM80 113H82V114H80ZM103 113H105V116L103 115ZM119 113H121V114H119ZM122 113H123V115H122ZM230 113H231V111H230ZM28 114L29 113H27V115ZM258 114H260V112ZM125 115H130V114L129 113H125ZM167 115H166V118L168 119ZM13 116H15V115H13ZM110 116H111V114H110ZM130 116L132 117L134 115H130ZM130 116H128V117L131 118ZM145 116H147V118L149 117L148 115H145ZM159 116L161 118H164L165 117V116H162L161 113H159ZM7 117H9V116H7ZM31 117H32V115H31ZM139 117H140V115H139ZM141 117L144 118V116H141ZM157 117H158V115H157ZM182 117H183V115H182ZM235 117H236V114H235ZM104 118H105L106 121H104ZM159 118H158V120H159ZM196 118H197V116H196ZM65 119H63V120H65ZM67 119H68V117H67ZM193 119H194V117H193ZM244 119H245V117H244ZM30 120H31V122H33L34 119L31 118ZM35 120H36V118H35ZM100 120H102V121H100ZM118 120H120V119H118ZM118 120H117V123L118 124L122 123V122H119ZM125 120H127V118ZM134 120H136L137 122L134 121ZM59 121L60 122H58L59 123L58 125H60V123L62 124L63 121H61V120H59ZM65 121H64V124L66 123ZM144 121H146V122L148 121V123H144ZM154 121L156 122V120H154ZM164 121H166V120H164ZM180 121H179V123H181ZM255 121H257V119ZM28 122H30V121H28ZM138 122H140L141 125L139 123V125H138L139 127L138 126L136 127V124H138ZM189 122H187V120H186L185 123H184V125L186 123H188L185 126L186 127H189ZM16 123H17V121H16ZM50 123L51 122H49V124ZM109 123H108L107 127L108 126L109 127L110 126L112 127V125L116 124L115 121L113 123H111L110 125H109ZM33 124L36 125L35 123H33ZM52 124H53V122H52ZM55 125H54V127H55ZM68 125L65 124L64 126H68ZM180 125L181 124H179V128L181 129V126L183 124L181 126ZM20 126H21V128L22 127H26L24 125H20ZM60 126H62V125H60ZM95 126H98L100 128V126L97 125V124L94 125L93 130H91L89 127H85V126H81V127H82V130H89L90 129L91 131L90 130L89 131L91 132V134H93L92 131H94V128H96ZM249 126L250 125H248V127ZM38 127H39V125H38ZM49 127H50V125H49ZM52 127H53V125H52ZM83 127H85L86 129L83 128ZM121 127H122V125H121ZM121 127L119 126L117 128H120L121 129ZM123 127L125 128V126H123ZM133 127H135V128H133ZM172 127L174 128V126H172ZM194 127L195 126H193V129H194ZM237 127H238V125H237ZM17 128H18V126H17ZM21 128H20V130L23 129V128L22 129ZM56 128L58 129V127H56ZM87 128H89V129H87ZM113 128H115V127L114 126L112 127V132H113ZM117 128H116V130H117ZM124 128H122V129H124ZM41 129H43V128H41ZM45 129H47V128H45ZM59 129H61V127H59ZM67 129H68V127L66 128V130ZM102 129H103V127L101 128L100 131H102ZM180 129H179V131H180ZM66 130H64V131H66ZM95 130H98V129H95ZM118 130H117L116 133H118ZM137 130H135V131H137ZM47 131H48V129H47ZM105 131H106V129H105ZM171 131H173V132H171ZM27 132H28V130H27ZM29 132H31V131H29ZM40 132H41V130H40ZM142 132H144V131H142ZM175 132H177V134H178V135L176 134V137H174L175 136ZM183 132H185V131H183ZM32 133H30V134H32ZM46 133L47 132H45V134ZM73 133H76L77 134L78 140L76 138L77 136L76 137L72 136ZM89 133L86 132V134L90 135V138L92 140V136ZM237 133H238V131H237ZM261 133L260 134H256L255 139L257 140V143L260 146L261 153H262V150L264 149V134L262 135ZM14 134H15V132H14ZM26 134H28V133H26ZM43 134H44V132H43ZM134 134H136V133H134ZM18 135H19V133H18ZM24 135L25 134H23L21 136H24ZM49 135L51 136V132H50ZM232 136H233L232 131L229 130L228 136H227L228 137L227 140H229ZM39 137L40 136L38 135L37 136V139L38 140H39ZM45 137H46V135H45ZM45 137H43L39 141L40 142H41V140L43 141ZM182 137H184V136H182ZM22 138L23 137L18 138V139H21L20 140L21 141V144L24 142V140H23L24 138L23 139ZM29 138H30V135H29ZM31 138H33V137H31ZM51 138L53 139V137H51ZM72 138H76V140L78 142L75 143L76 140L74 142V139H72ZM88 138H89V136H88ZM52 139H51V141H52ZM57 139H60V138H57ZM205 139L203 138V140H205ZM83 140L84 139L81 138V142L82 143L83 142L86 143ZM164 141H166V142H164ZM200 141H202V140H200ZM228 142H230V141H228ZM231 142H233V140ZM58 143H57V145H58ZM63 143L64 142H62V144ZM163 143H165V144L163 145V147H161ZM234 143H236V142H234ZM234 143H232V144L234 145ZM93 144H92V146H94ZM59 145H61V144L59 143ZM59 145H58V147H60ZM81 145H83V144H81ZM221 145H223V144L221 143ZM83 146H82V148H83ZM85 146H86V144H85ZM96 146H98V145H96ZM182 146L183 147H186V148L183 149ZM191 146H192V144H191ZM206 146H207V144H206ZM215 146H218V145L216 144ZM223 146H226V145H223ZM72 147H74L73 150L71 149ZM154 147H153L154 150H152V152L147 151L146 153L153 154V151L156 152L157 151L156 150V146H154ZM228 147H229V145H228ZM250 147H251V145H250ZM17 148L22 150V148H24V147L22 146V148H19V147H17ZM26 148H27V144H26ZM85 148H88V146H86ZM164 148H163V150L159 149L160 150L159 151V154H161V153L162 154H165L166 151H164ZM205 148H207V147H205ZM238 148H240V147H238ZM12 149H13V147L11 148V150ZM88 149H90V148H88ZM186 149H187V151H185ZM91 150H92V147H91ZM137 150L139 152H137ZM206 150H209V149H206ZM232 150H234V149H232ZM232 150L231 149L229 150V148H228L227 151H226V153L229 154L230 156L233 155L234 153H236V152H234ZM236 150H239V149H236ZM30 151H32V150H30ZM169 151H167V153ZM193 151H195V149ZM22 152H24V150ZM87 152L88 151L86 150L85 153H87ZM89 152H91V151H89ZM117 152H119V155L117 154ZM189 152H191V151L189 150ZM243 152H241L240 155H242ZM259 152H260V150H259ZM82 154L83 153H81V156H83ZM155 154H157V156L159 155L157 152L154 153V155ZM56 155H58V154H56ZM56 155H55V157L57 158L58 156H56ZM108 155H110V154H108ZM173 155L174 154L172 153V156ZM263 156H259V157H263ZM132 157H135V156L133 155ZM144 157H145V155H144ZM154 157H156V155ZM249 157H251V156H249ZM254 157H255V155L253 156V158ZM125 158H128L129 160L127 161V159H125ZM142 158H143V156H142ZM57 159L60 160L59 157ZM109 159H112V158H109ZM137 159H139V158H137ZM80 160L83 162L82 164H80V162H81ZM182 160H183V158H182ZM55 161H57V160L55 159ZM107 161H109V160H107ZM132 162H129V164H131ZM133 164H132V166H133ZM109 166H111V165H109ZM61 168H63V167H61ZM83 169H82V171H83ZM110 169H111V167H110ZM97 174L98 173H96V175ZM96 175L95 176L93 175V178L91 177L92 178L91 180H94V178L96 177ZM86 177L89 180V177L88 176H86ZM104 177H106V176H104ZM64 178H66V177H64ZM95 179L98 181L97 178H95ZM73 181H74V179H73ZM59 184H61V183H59ZM100 184H101V182H100ZM70 185H71V183H70ZM73 186L74 185H72V187ZM102 187H103V185H102ZM68 188L70 189V187H68ZM86 188L88 189L86 191L87 192L86 195L87 196H89L90 194L93 195L94 198L93 197L92 198L94 200L92 198H91V200H93L94 202H92L91 205L89 203L90 206H88L87 204H85V207L84 206L82 207L83 204L79 205L78 211L76 213V217L77 218L76 219H73V220H71V219L68 220V225L70 226L71 229L70 230H67V231L68 232L69 231L71 232L73 230L72 231L73 234H71L72 232L71 233H67V231H66V235L67 234L68 235L71 234L70 235L71 236L70 238H69V236H67L68 238L67 237L66 238L69 239V240L70 239H73L74 240V239H80V238H82V237H80V226H82L80 224L83 223V226H84V223H85V225L89 224L88 222H90L89 225H92L93 224L94 227L97 230L99 229V231L97 233H98V237H99L98 239H101V241L98 240V241H100V243L98 242V245L100 244L99 246H101V247L103 246L102 248H105V249H103V251L104 250L106 251V257H105V253L102 254L105 257L104 259H106V260H104V259L102 260V257H99L98 256V259H97L96 262H99L100 261L101 264L102 263L104 264V262H102V261H106L105 264H170L172 262V260L175 259L177 256H179L183 252L188 251V250L193 249V248H210V249H215V250L220 251L223 254L227 255L228 257H230L236 264H249V260L251 261V258L249 259L247 257V254H242L241 252H239V250L236 248V245H234L230 241L229 238L220 236L216 232H214V233H212L210 235H207L205 237H202V238H195V239L192 238L193 240L186 239L188 237L183 238L185 240H179V239H176L175 237L169 236L170 230H168V229H167V231H168L167 234H166V230H165V232H162L161 233L162 234V237H158L157 236L156 238H154L156 236V233H154V231L152 230L154 227L151 229V232H150V233H152V235L154 237L152 235L149 236L148 232L150 230L147 231V228L149 226V224H148L149 221H148V223L146 221H144V222H138V223L130 224L129 225L128 223L129 222L132 223V222L129 221V220H125V222H128L126 226H122L123 225V222H122V225L113 224L112 222H110L112 219L110 220V218L107 217V215L112 211L111 210L112 207L110 208V205L108 207H105V208H109L111 210L108 214L104 213V210H105L104 208H103L104 209L103 210V213L99 211L100 208L102 206H104V203H103L102 206H101V204H99L100 205V208L98 209V203L95 202L96 201L95 198H96V194H97V190L98 189L95 186L94 181H92L91 185H89V188H88V186ZM54 192H55V190H54ZM86 195H85V197H86ZM60 196L63 197L62 195H60ZM102 196H99V198L101 197V199H102ZM88 199H90V198L88 197ZM104 199H105V197H104ZM98 202H99V200H98ZM86 206H88V207H86ZM101 211H102V208H101ZM86 221H88L87 224H86ZM134 221L136 222V220H134ZM150 221H151V218H150ZM118 223L120 224V222H118ZM68 225H67V227H68ZM95 231L96 230H94L93 234L95 233ZM145 231H147V232H145ZM81 232H83V231H81ZM144 233H145V235H144ZM83 235H85V234H83ZM95 237H96V235H95ZM91 238H92V235L90 234V239ZM84 239H86V238H84ZM87 239H89V237ZM186 240H188V241H186ZM75 241H76V243L78 242L77 240H75ZM82 241H83V239H82ZM79 242H80V240H79ZM83 242H82V245H83ZM92 242H90V243H92ZM68 243H69V241H68ZM69 244H67V245L69 246ZM87 244H88V242H87ZM246 244L247 245L250 244V239L246 241ZM71 245L74 247V251H76V252L77 251H80V249H79L80 246H75V244L73 245V243ZM76 245H79V244L77 243ZM88 246L90 247V244H88ZM250 246H252L251 248H253V250H254V252L252 251L253 254H254V256L252 257V259H255L256 256H257L256 254H258V253H260V255L261 254L264 255V232H261L257 237H255L254 240H253V244H250L245 249L247 251H249L248 249L250 248ZM76 247H78V248L76 249ZM83 248H84V246H83ZM68 249L70 250L71 247H69ZM72 250H73V248H72ZM88 250H90V249L88 248ZM91 250H90V252L93 251V250L92 251ZM84 251H85V249L83 250V252ZM99 251H100V248H99ZM69 252H71V251H69ZM83 252H82V254L84 255L83 256V259L85 257L86 258H90V257H88L89 255H87L88 253L87 254L85 253L86 251L84 253ZM92 253H91V255H92ZM75 254H78V252L75 253ZM93 255H94V253H93ZM78 256L79 255H77V257ZM80 256L78 258H80ZM80 259H79V261H80ZM81 261H82V259H81ZM82 264H84V263H82ZM93 264H94V262H93ZM253 264H256V262L253 263ZM260 264H262V263H260Z\"/></svg>", "mask_w": 264, "mask_h": 264}, {"label": "crops", "instance_id": "3", "mask_svg": "<svg viewBox=\"0 0 264 264\" xmlns=\"http://www.w3.org/2000/svg\"><path fill=\"white\" fill-rule=\"evenodd\" d=\"M170 264H236L230 257L210 248H193L183 252Z\"/></svg>", "mask_w": 264, "mask_h": 264}]
</instances>
